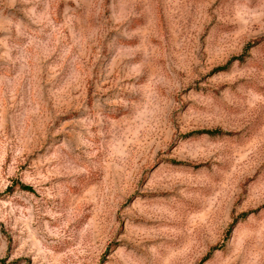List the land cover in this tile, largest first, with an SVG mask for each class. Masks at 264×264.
<instances>
[{
	"label": "rangeland",
	"instance_id": "374dc122",
	"mask_svg": "<svg viewBox=\"0 0 264 264\" xmlns=\"http://www.w3.org/2000/svg\"><path fill=\"white\" fill-rule=\"evenodd\" d=\"M0 264H264V0H0Z\"/></svg>",
	"mask_w": 264,
	"mask_h": 264
}]
</instances>
